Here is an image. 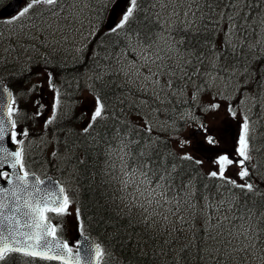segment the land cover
Masks as SVG:
<instances>
[{
  "label": "rangeland",
  "instance_id": "1",
  "mask_svg": "<svg viewBox=\"0 0 264 264\" xmlns=\"http://www.w3.org/2000/svg\"><path fill=\"white\" fill-rule=\"evenodd\" d=\"M102 1L99 0V2ZM199 2L200 0H158L159 13L162 14L164 19L163 31L158 34L151 45H131L125 51H117L112 54L111 61L101 72V77L114 74V80L127 89L126 93L123 94L130 99H126V101L127 104H132V108L135 111L134 114H137L141 118L146 117L151 129L155 130L157 135H161L159 137H164L165 133H167L166 137L172 135L173 137L170 139L171 146L176 149L175 151L177 153H199V155H195L200 156L198 158L201 160V165L209 173L211 171H218V166L214 161L219 155L226 154L234 161L239 159L236 149L245 117L249 121V136L254 137L257 133L256 126L258 124H264V84L262 86L260 85L261 82L264 83V74L256 76L259 75L257 71L260 69V65L254 63L252 67L256 69V75L251 74L247 76L250 73L233 70L231 71L233 73L228 78L226 75L220 76L211 67L215 64L213 62L215 55L212 58H206V64L201 68L197 67L199 60L194 61V65L191 68L183 66L191 54L188 55L187 50L180 49L177 39L171 34L170 29L177 24L188 26L190 20L194 19V16L196 17V7H198ZM80 7L81 10L77 13L75 20L64 21L67 24L65 26L57 25L54 19H50V16L46 20H41L38 24L39 26L42 22L41 26L30 35L29 40L35 42L39 41L40 38L50 54L64 55L63 57L66 59L73 58L80 44L79 39L84 35L82 34L84 27L88 24V20L96 17L100 9L97 3H87L86 6L80 5ZM237 9L238 7L233 6L231 13H235ZM244 10L247 12V9L244 8ZM122 12L120 5H118L115 10L116 16L114 22H118L122 18ZM49 13L51 14V11ZM231 20L232 17L230 14L226 17V20H222L221 23L219 21L216 25L219 29L218 36H226L225 40L228 42H234L232 39L235 37V33H237ZM238 20L241 28H246V21L244 19L242 20L241 15ZM261 20L262 15L254 16L252 21L254 25H251L252 31L259 33ZM104 21L106 22V18ZM246 26V29L250 30L248 23ZM55 30H60V36L53 34ZM73 30L80 35L75 41L65 36ZM248 35L249 33H245V31L244 33L241 32V39L245 41ZM218 42H220L219 39ZM28 50V46L22 48L23 52H27ZM0 58L5 59V56L2 55ZM256 79L259 80L258 83H256ZM23 81H26L28 87L23 88L25 82L16 83V90L18 91L16 92V99H18V103L23 104L25 102V108L32 114H35L36 118L40 117L42 121L44 118L47 119L50 117L53 113V104L55 102L52 100L53 91L48 87V83L42 77L36 80L37 84L33 80L30 85L29 81ZM228 84L236 85L233 94L230 88L227 87ZM29 86L33 90L32 94H30ZM239 87H241L240 96L237 94ZM207 95L212 96L205 98ZM169 96H173L174 102H178V105L185 103L181 104L179 109L189 118L190 125L181 134L179 127H174V122L166 121L158 113V111L163 110V107L165 110H168L170 105H174L170 99V102L164 106L165 102L169 100ZM202 99L204 100L201 102ZM187 100H190L192 105ZM211 105H218V107L212 108ZM14 106L16 107L14 115L17 120V136L24 137L22 133L25 131V128L21 124V122H24V116L22 115L21 109L18 108V105L14 104ZM62 106L63 110L61 115H64V112L68 111V103L64 102ZM95 107L93 96L87 90H84L82 102L78 106V110L87 115H91ZM44 110H46V113H44ZM201 115L203 116L200 119ZM209 135L213 137L214 144L207 142V136ZM49 136L51 135H47L46 131L41 129L38 131V137L40 139L33 141L27 140L26 142L25 155L27 161L37 172L44 171L50 165L47 160H54L56 163V161L63 158L62 154H57L56 156L52 154L54 139ZM182 141H189L190 143L182 146ZM262 142L264 143V139ZM125 150L126 147L123 146L115 151L114 157L116 164L113 162L112 166L115 165L117 170V179L120 177L118 181L119 189L124 192L125 196H132L138 203V212L141 215L151 216V222L161 221L166 217L172 218L173 221L184 222L186 218L191 217L189 210L193 211L194 208L189 209L188 207L194 205L192 201L182 200V206L179 208L172 207L168 209L166 202L156 203L154 207H148L145 203V198L138 197L136 193V188L143 179L139 173H137L136 181L132 185L128 188L124 187L122 181L124 180L125 169H123L122 161L126 153ZM32 154H38L41 157L44 155L46 157L44 159L46 165L35 162L33 160L35 157L31 156ZM239 169L240 166L234 163L228 167L225 174L231 180L238 181L237 174ZM157 184L155 181L149 185L145 181L142 185V190L154 189L150 197L152 200L156 199L155 192L158 190ZM72 197V203L68 210L69 214L61 218L55 217L56 219L54 221L55 224L60 225L59 230L69 242L74 232L78 229L74 191L72 192ZM205 202H207L206 198ZM142 203H144V207H140ZM228 203L229 198L226 197L220 201L222 209L220 206L216 208L218 213L214 215V218L216 222L221 223L220 229L222 231L221 233L217 231L212 232V230L209 231L208 239L211 243H205V246L212 248V244L215 243L222 250L231 240V236H235V239L241 236L242 231H238L237 219L232 220L230 217L231 208L228 206ZM145 208H147V211H145ZM204 218L202 209H200V213L196 218L197 223L203 225L205 222ZM206 224H208V221ZM216 241L221 243H217ZM225 251L223 250V252Z\"/></svg>",
  "mask_w": 264,
  "mask_h": 264
},
{
  "label": "trees",
  "instance_id": "2",
  "mask_svg": "<svg viewBox=\"0 0 264 264\" xmlns=\"http://www.w3.org/2000/svg\"><path fill=\"white\" fill-rule=\"evenodd\" d=\"M157 1L137 0L138 7L122 29L97 33V58L110 57L132 40L150 44L162 29L157 17ZM227 2L204 0L197 28L179 31L182 45L188 51H193V57L210 53L215 38L212 19ZM202 35L204 41L201 40ZM253 52L254 49H245L239 45L231 50L221 49V56L225 65L249 69L258 63ZM54 61L55 66L61 65L58 64L60 61ZM71 67L61 65L57 70L65 79L79 78L69 75L68 69ZM19 73V68L0 61V75ZM102 87L107 117L92 123L94 132L85 137L81 134L70 142L74 147L73 158L66 168L68 171L71 167L70 172L74 170L79 208L85 219L84 227L104 245L108 251L106 260L109 264H264V179L258 191L247 192L239 188L234 194L233 210L238 221V231H244L248 238L244 239V245H241L242 239H234L226 245L225 252L215 243L212 248L205 246V243H211L208 239L211 229L200 226L196 218H192L186 225L172 222L168 228L161 229L154 225L153 229L152 224L139 220L120 207L111 179L114 176L111 173L112 166L107 157H110L112 149L121 145H125L128 151L129 165L136 167L148 164L150 168L144 171H149L151 178V174L156 173V183L168 184L173 196L172 202L176 199L174 195H178L181 188L185 187L187 192L190 190L191 195L187 194L190 200L194 199L195 205H200L202 198L211 197L222 183L217 177H210L201 163L195 162L198 158L181 159L182 155L172 151L167 133L165 138L159 137L161 135H157L149 124H138L133 111L126 109L127 102L123 109L122 99L115 94L116 88L112 83L109 87ZM176 115L172 114L167 121L173 122ZM142 123H147V120ZM174 124L180 126L178 121H174ZM160 176L166 179L160 180ZM258 187L255 186V190ZM195 205L194 208H198ZM220 228L212 229V232L221 233ZM1 264L57 263L24 258L14 253Z\"/></svg>",
  "mask_w": 264,
  "mask_h": 264
},
{
  "label": "snow or ice",
  "instance_id": "3",
  "mask_svg": "<svg viewBox=\"0 0 264 264\" xmlns=\"http://www.w3.org/2000/svg\"><path fill=\"white\" fill-rule=\"evenodd\" d=\"M40 3L55 5L57 0H29L8 23L15 21L19 17H23L36 4ZM137 7V0H130V6L124 12L119 23L111 31L116 32L118 29H122L133 16ZM49 83L52 86L51 75H49ZM0 88L6 94L4 103L0 104V168L7 165L12 169L11 175L8 172L0 171V176L7 178V182L10 185V187H0V262L5 261L7 257L16 253L33 259L39 258L44 261H56L58 264H103L106 252L99 243L83 235L84 228L82 222L79 224L81 239L75 242L74 247L70 246L69 241L62 239L59 232L60 225L53 224L52 217L49 214H54L56 217H63L69 214L68 210L72 201L65 188L59 184H55V182H52L55 184L54 189H42L40 187L45 184V181L25 169L24 150L22 147L10 150V147L13 145H22L23 141L17 139L16 121L12 118L13 113L16 111L13 107L15 99L7 88H3V86H0ZM58 103L59 100L57 99L53 104V115L46 121V126L47 124H51L55 119ZM211 107L216 108L218 105H211ZM103 108V104L97 97L96 107L91 116L92 122L102 117ZM92 126V123H89L83 129L84 132H88ZM9 132V146L5 147L2 142L5 140V134ZM22 134L24 136L28 135L26 130ZM207 142L209 144L215 143L213 137L210 135L207 136ZM187 143L190 142H181L182 146ZM249 148V121L245 117L236 149L239 159L234 161L226 154L219 155L214 161L218 166V171H211L209 176L218 177L226 183H230L234 187H239L247 192L255 191V186L252 183L237 184L235 180H231L225 175L228 167L234 163L240 166L238 176L241 179L249 175V171L245 166L246 162L251 159ZM181 159L192 160L193 157L186 153ZM195 162L197 164L201 163L199 160ZM124 168L129 169L124 171V180L122 181L124 187L128 188L132 185L136 181L137 173H139L143 179L137 186L136 193L138 197H144L145 203L151 206L153 200L150 197L154 189L142 190V185L145 181L149 185L155 182L150 178L149 171H144V169H149L150 166L148 164H141L133 168L131 165L126 164ZM156 175L154 172L151 174L152 177ZM159 179L165 180L166 177L160 176ZM156 186L161 187L160 184ZM140 207H144V203L140 204ZM145 211H147V208H145ZM76 216L77 220L80 221L81 211L79 207L76 209ZM250 231L251 229H249ZM245 238L247 239L248 237L246 236Z\"/></svg>",
  "mask_w": 264,
  "mask_h": 264
},
{
  "label": "bare ground",
  "instance_id": "4",
  "mask_svg": "<svg viewBox=\"0 0 264 264\" xmlns=\"http://www.w3.org/2000/svg\"><path fill=\"white\" fill-rule=\"evenodd\" d=\"M43 12H44L43 14L33 15L34 18L30 19L31 22L38 25L41 20H45L47 17L53 15L52 12L51 14L46 11H43ZM38 13L39 12L37 11L36 14ZM41 24L39 26H41ZM24 26L29 27V24H25ZM34 30H37V29H31L29 31H34ZM4 37L8 38L9 35L4 34ZM201 40L204 41L203 35L201 36ZM63 56H60V57L64 59ZM78 56L79 57L74 58V60L70 62H68L70 60L68 59L67 61H64L62 63V66H65V65L72 66L71 68L68 69V72L71 77L73 76V78L80 76L81 73L88 68L91 70L92 73H96L101 69V67H106L107 64L111 61V57H108V58L105 56L103 57L99 56V58L92 57V56H89V54L85 55L83 51L78 52ZM177 110H179V107L177 108Z\"/></svg>",
  "mask_w": 264,
  "mask_h": 264
},
{
  "label": "water",
  "instance_id": "5",
  "mask_svg": "<svg viewBox=\"0 0 264 264\" xmlns=\"http://www.w3.org/2000/svg\"><path fill=\"white\" fill-rule=\"evenodd\" d=\"M5 13H7V10L5 11ZM0 86H1V84H0ZM5 99H6V94L3 93L2 88H0V104H3ZM9 141H10L9 140V133H6L5 134V140L2 143L5 147H8ZM17 147L18 146L13 145L10 147V150H13L14 148H17ZM0 171H3V172L7 171L10 175L12 173V169H10L7 165H5L3 168H0ZM42 180L45 181V184L40 186L42 189H54L55 184H58L57 181L52 180L51 178H44ZM52 182H55V184ZM0 187H10V185L7 182V179L5 180L1 176H0ZM77 237H78V239H81V235H77Z\"/></svg>",
  "mask_w": 264,
  "mask_h": 264
}]
</instances>
